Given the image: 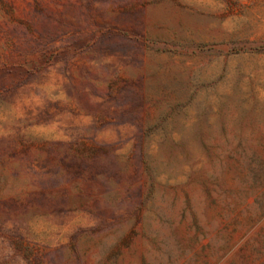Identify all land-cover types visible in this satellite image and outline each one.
I'll return each instance as SVG.
<instances>
[{
  "label": "rangeland",
  "instance_id": "1",
  "mask_svg": "<svg viewBox=\"0 0 264 264\" xmlns=\"http://www.w3.org/2000/svg\"><path fill=\"white\" fill-rule=\"evenodd\" d=\"M0 264H264V0H0Z\"/></svg>",
  "mask_w": 264,
  "mask_h": 264
}]
</instances>
